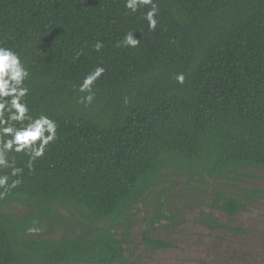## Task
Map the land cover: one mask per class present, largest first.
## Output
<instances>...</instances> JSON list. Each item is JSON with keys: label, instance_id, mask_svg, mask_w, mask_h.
I'll return each instance as SVG.
<instances>
[{"label": "trees", "instance_id": "1", "mask_svg": "<svg viewBox=\"0 0 264 264\" xmlns=\"http://www.w3.org/2000/svg\"><path fill=\"white\" fill-rule=\"evenodd\" d=\"M154 2L150 31V6L133 13L125 0H0V45L29 70L30 114L58 125L31 167L10 154L23 172L0 196V264H129L132 211L170 177L212 181L210 208L228 216L259 197L217 184L264 170V0ZM129 31L137 47L121 46ZM98 65L94 100L81 103L79 85ZM162 219L158 208L149 226ZM203 223L227 228L211 214ZM142 239L169 247L148 230Z\"/></svg>", "mask_w": 264, "mask_h": 264}, {"label": "rangeland", "instance_id": "2", "mask_svg": "<svg viewBox=\"0 0 264 264\" xmlns=\"http://www.w3.org/2000/svg\"><path fill=\"white\" fill-rule=\"evenodd\" d=\"M232 177L236 183L229 180L217 185L238 197L245 189L260 192L255 200L243 199L244 208L233 216L210 208V192L215 187L212 181L170 177L168 183L150 192L130 216L131 238L125 246L129 264H264V170H238ZM159 192L161 205L155 199ZM158 208L166 219L149 226ZM61 212L68 216L64 210ZM209 214L227 228L208 229L203 221ZM146 230L169 247H147L142 239ZM32 234L51 235L40 230Z\"/></svg>", "mask_w": 264, "mask_h": 264}, {"label": "clouds", "instance_id": "3", "mask_svg": "<svg viewBox=\"0 0 264 264\" xmlns=\"http://www.w3.org/2000/svg\"><path fill=\"white\" fill-rule=\"evenodd\" d=\"M145 6H150L143 14L147 21L149 30L157 27V14L159 8L154 0H125V7L135 13ZM140 39H137L133 31L125 34L121 46L137 47ZM97 52L103 47V43L97 41L95 44ZM106 72L105 67L98 65L89 72L79 85V92L86 93L81 97V103L91 104L95 93L93 85ZM30 73L18 52L11 47L0 45V170L11 169L10 175H0V196L15 188L19 179L9 183L10 176L17 177L23 169L15 166V157L10 159L11 153H21L29 156V167L31 162L42 157L46 147L57 138V122L47 115L33 117L26 101L29 88L25 81L29 79ZM175 79L183 84L185 76L177 74Z\"/></svg>", "mask_w": 264, "mask_h": 264}]
</instances>
